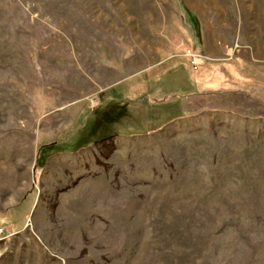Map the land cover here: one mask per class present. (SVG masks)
Returning a JSON list of instances; mask_svg holds the SVG:
<instances>
[{"label": "rangeland", "instance_id": "obj_1", "mask_svg": "<svg viewBox=\"0 0 264 264\" xmlns=\"http://www.w3.org/2000/svg\"><path fill=\"white\" fill-rule=\"evenodd\" d=\"M0 264H264V0H0Z\"/></svg>", "mask_w": 264, "mask_h": 264}, {"label": "built area", "instance_id": "obj_2", "mask_svg": "<svg viewBox=\"0 0 264 264\" xmlns=\"http://www.w3.org/2000/svg\"><path fill=\"white\" fill-rule=\"evenodd\" d=\"M185 55L192 69L196 71L199 64V55L191 50H187Z\"/></svg>", "mask_w": 264, "mask_h": 264}, {"label": "trees", "instance_id": "obj_3", "mask_svg": "<svg viewBox=\"0 0 264 264\" xmlns=\"http://www.w3.org/2000/svg\"><path fill=\"white\" fill-rule=\"evenodd\" d=\"M56 148V145L55 144H50V145H46V146H43L41 148V150H46V151H54Z\"/></svg>", "mask_w": 264, "mask_h": 264}, {"label": "crops", "instance_id": "obj_4", "mask_svg": "<svg viewBox=\"0 0 264 264\" xmlns=\"http://www.w3.org/2000/svg\"><path fill=\"white\" fill-rule=\"evenodd\" d=\"M213 81H214V83H215L216 85H218V84H220V85L223 84V81H217L216 78H214ZM218 82H219V83H218ZM215 84H214V85H215Z\"/></svg>", "mask_w": 264, "mask_h": 264}]
</instances>
